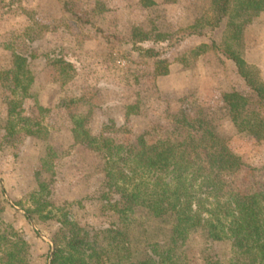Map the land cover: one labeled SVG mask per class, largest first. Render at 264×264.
Wrapping results in <instances>:
<instances>
[{
  "label": "rangeland",
  "instance_id": "1",
  "mask_svg": "<svg viewBox=\"0 0 264 264\" xmlns=\"http://www.w3.org/2000/svg\"><path fill=\"white\" fill-rule=\"evenodd\" d=\"M150 1L0 0V244L25 241L22 264L50 263L55 242L65 246L64 217L103 249L110 231L119 239L126 231L132 258L167 234L139 212L124 228L112 205L124 199L107 184L109 151L88 148L78 129L122 146L118 161L140 138L161 147L198 140L205 158L219 148L218 137L239 166L221 173L222 197L213 192L202 200L201 210L214 219L226 214L214 210L216 197L222 203L231 192L264 191V137L232 119L264 121V100L226 57L236 51L264 83V11L237 39L226 18L215 25L211 0ZM38 178L48 187L46 206L29 222L25 211L44 204L33 195ZM197 186V193L205 190ZM187 248L192 264L200 251L218 264L237 256L228 239L190 236Z\"/></svg>",
  "mask_w": 264,
  "mask_h": 264
},
{
  "label": "trees",
  "instance_id": "2",
  "mask_svg": "<svg viewBox=\"0 0 264 264\" xmlns=\"http://www.w3.org/2000/svg\"><path fill=\"white\" fill-rule=\"evenodd\" d=\"M211 1L215 25L226 18L233 37L237 39L241 38L244 27L264 11V0ZM226 52V57L234 64L245 84L259 99L264 100V83H257L252 78L249 66L236 51L230 49ZM16 58L21 57L16 55ZM232 97L233 102H240L236 95ZM232 119L240 130H246L259 139L264 137V121L259 117L252 118L248 115L240 117L239 121L237 115H233ZM76 130H73L74 138H79V133H82L88 148L94 152L105 149L109 151L104 162L109 179L107 184L117 188L120 197L124 199L122 203L114 201L112 204L119 209L118 212L124 219V228L125 225L135 223V215L139 212L150 222L156 221L167 234L164 241L147 246L148 249L143 255L132 258V245L126 231L124 239H119L114 234L115 231L108 229L110 247L106 245L108 248L103 249L99 248L97 242L88 240L86 233H81L75 223L64 217L60 230L64 227L68 232L65 246L55 242L49 264H192L188 257L187 240L195 235L211 242L228 239L233 253L237 255L231 264H264V191L252 194L231 192L222 203L216 197L211 204L215 206L214 210L221 208L226 212L223 221L214 219L211 212L203 213L201 210L202 200L215 196L213 192H223L221 173L225 170L233 171L239 166V158L227 146L217 143L220 141L218 137H214V142L217 141L219 148L205 158L201 156V141L198 140H183L161 147L148 144L140 138L136 146H124V153L119 157L121 161H118L114 157L121 151L122 146L111 144L105 138L90 136L87 131L78 129L80 132L77 133ZM113 172L118 173V178L124 182L123 187L117 185L119 181H116ZM36 174L39 175L40 172ZM140 175L150 177V182L137 180ZM195 183L199 189L203 187L205 190L197 193L194 190ZM142 185L145 191L141 190ZM38 187L33 195L42 199L44 204L37 201L34 209L25 211V217L29 221L46 206L42 193L48 188L47 184L39 180ZM221 193L219 196L222 197ZM21 242H5L4 247L0 244V264L24 263L21 255L25 241ZM200 256L201 261L195 264L219 262L218 259L205 255V251H200Z\"/></svg>",
  "mask_w": 264,
  "mask_h": 264
},
{
  "label": "crops",
  "instance_id": "3",
  "mask_svg": "<svg viewBox=\"0 0 264 264\" xmlns=\"http://www.w3.org/2000/svg\"><path fill=\"white\" fill-rule=\"evenodd\" d=\"M243 58V57H242ZM230 61V60H229ZM231 62V61H230ZM231 64L233 65V68H234V70H235V72H236V74L238 75V73H237V71H236V69H235V66H234V64L231 62ZM238 77L240 78V79H242L239 75H238ZM243 80V79H242ZM243 83H244V81H242ZM28 221H29V219H28ZM29 222H31V220L29 221Z\"/></svg>",
  "mask_w": 264,
  "mask_h": 264
}]
</instances>
